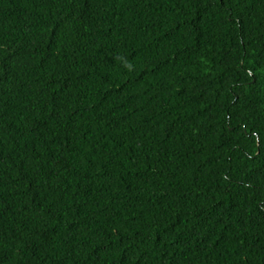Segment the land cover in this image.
<instances>
[{"label":"trees","instance_id":"16d2710c","mask_svg":"<svg viewBox=\"0 0 264 264\" xmlns=\"http://www.w3.org/2000/svg\"><path fill=\"white\" fill-rule=\"evenodd\" d=\"M0 264H264V0H0Z\"/></svg>","mask_w":264,"mask_h":264}]
</instances>
